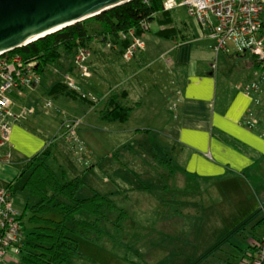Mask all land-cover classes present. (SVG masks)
<instances>
[{"label": "rangeland", "instance_id": "1", "mask_svg": "<svg viewBox=\"0 0 264 264\" xmlns=\"http://www.w3.org/2000/svg\"><path fill=\"white\" fill-rule=\"evenodd\" d=\"M171 16L176 22L192 23L197 27L196 33H200L196 19L187 13L184 6H176ZM158 18L151 23L149 30L139 36L141 39L150 36L167 42L156 34ZM262 20L264 28V11ZM93 41L87 49L78 48L80 53H85V74H80L75 62L64 55L39 76V83L32 86H38L34 91L16 98L30 107L26 110L32 111L28 118L32 130L46 133L47 140L66 132L75 151L83 158L86 156V163L88 159L92 161L93 166L81 175L85 184L77 196H89L97 191L116 205L115 210L108 211L101 221L103 234L95 242L81 240V255L72 256L69 264H225L226 260L238 264L240 250L237 246L247 245L244 236L248 238V230L230 232L206 253L192 255L186 247L192 245L191 235L189 238L186 234L188 229H179L182 227L183 212L175 204L179 200L180 205L185 204L184 210L189 211L190 204L197 203L201 192L187 189L185 151L177 154L178 148L161 141L160 130L167 119L172 118L174 110L172 105H166L165 90L162 88L167 83L165 78L160 80L151 74L150 64L155 60L152 55L156 53L140 55L141 52L136 51L131 58L126 53L130 44L125 46L121 55L120 44L112 49L107 42L96 43L101 42L100 38ZM220 55H224L223 52ZM166 59V56L159 57L158 61L166 63ZM219 69H222L225 78L235 81L248 75L258 78L255 80L259 82L255 113L259 109V117L264 121V75H260V68L250 53L226 56V64ZM73 85L78 90L71 88ZM122 88L129 91L128 101L120 97ZM112 93L116 95L115 100L122 99V102L133 105L128 116L115 111V102L109 99ZM16 100L12 99V106ZM137 100H141L143 105L137 106ZM78 143L83 148L80 149ZM163 145L165 147L161 148ZM86 151L90 154H82ZM168 159L172 174L159 165L161 160ZM21 180L23 178L16 183V199L22 193L19 186ZM248 195L254 197L252 192ZM19 206L21 209L22 205ZM80 215L89 217L84 213ZM184 218L191 220L188 214ZM257 228L262 230L263 226ZM178 230L183 233L176 232ZM177 244L183 247V250L179 246L177 248L182 253L175 249ZM167 247L173 248L175 253L172 254Z\"/></svg>", "mask_w": 264, "mask_h": 264}, {"label": "crops", "instance_id": "2", "mask_svg": "<svg viewBox=\"0 0 264 264\" xmlns=\"http://www.w3.org/2000/svg\"><path fill=\"white\" fill-rule=\"evenodd\" d=\"M171 11L168 14L169 23H162L159 19L163 16L156 15L159 17L156 34L160 29L171 31V37L157 34L167 42L150 36L141 39V34L131 33L141 43V47L135 49L131 58L136 51L141 52L140 55L156 53L151 54L155 57L150 64L151 74L160 80L165 78L167 83L162 88L165 90L163 94L166 105H172L174 110L172 118L167 119L160 130L161 141L171 143L172 148H178L177 154L185 151L187 189L190 192H201L197 203L190 204L189 211L184 210L185 204L180 205L179 200L175 204L183 212L182 227L179 229H188L186 234L189 238L191 235V240L195 242L191 241L192 245L186 246L192 255L206 253L224 235L246 229L248 238H244L247 239V245L237 248L240 255L243 250L246 251L247 257L254 244L264 237V121L259 117V109L255 113L258 89L250 86L257 78H250V75L238 81L225 78L219 68L226 64V56H236L226 52L220 55L222 51L214 50L213 39L197 22L199 34L192 23L176 22ZM106 42L112 49L120 44L121 55L127 45L120 39L96 43ZM161 43L164 44L161 46ZM165 56L166 63L158 61L159 57ZM89 76L90 73L87 77ZM37 87L25 88L20 93L14 92L12 99H20L23 94L34 91ZM121 90L127 91V97L130 96L127 89ZM136 102L137 106L143 105L141 100ZM10 107L17 116L10 121L9 138L0 149V188L7 189L9 184L12 186V205L20 213L27 203L35 201L22 188L23 180L19 185L22 196L18 195L16 199V183L20 179L18 176L21 167L33 154L50 151L53 158L49 159V163L57 171L64 169L69 177L83 175L93 163L89 159L86 163V156L83 158L81 153L75 151L70 143V135H66V132L65 135L47 140L46 133L32 130L28 119L32 111L26 110L29 106L16 100L15 105L11 104ZM251 192L254 197L248 195ZM19 204L22 205L21 209ZM186 214L191 217L190 221L184 218ZM192 225L196 227L193 228ZM258 226H263V229L259 230ZM176 232L183 233L180 230ZM179 245H175L176 250ZM179 247L183 250L182 246ZM166 249L175 253L173 248ZM245 257L238 264H242ZM1 264H15V261L7 258ZM225 264L233 263L226 260Z\"/></svg>", "mask_w": 264, "mask_h": 264}, {"label": "trees", "instance_id": "3", "mask_svg": "<svg viewBox=\"0 0 264 264\" xmlns=\"http://www.w3.org/2000/svg\"><path fill=\"white\" fill-rule=\"evenodd\" d=\"M164 1L131 0L18 47L12 50V54L34 63L37 83L49 65L58 63L64 55L75 62L81 74L83 68L76 61L79 49H87L90 42L99 38L101 41L120 39L128 46L132 40L131 33L140 35L149 30V24L158 14L163 16L162 23H169V12L163 10ZM170 33L169 29L157 31L166 37H171ZM85 61L83 67L86 66ZM71 88L78 90L75 85ZM115 96L112 93L109 98L115 102V111L128 116L133 105L122 102V99L115 100ZM120 97L126 99L127 91L121 90ZM51 157L50 151L44 150L33 154L21 167L18 179L23 178L22 188L35 201L27 203L17 216L22 239L17 247L15 264H69L72 256L81 255V240L95 242L99 239L103 234L101 221L108 211L116 208L109 197L97 191L78 197L79 189L85 184L82 176L69 177L64 169L55 170L49 163ZM159 165L172 174L170 159L161 160ZM6 188L10 191L12 186L9 184ZM121 211L125 214L124 210ZM80 213L89 217L83 218ZM242 253L240 261L247 254L244 250Z\"/></svg>", "mask_w": 264, "mask_h": 264}, {"label": "built area", "instance_id": "4", "mask_svg": "<svg viewBox=\"0 0 264 264\" xmlns=\"http://www.w3.org/2000/svg\"><path fill=\"white\" fill-rule=\"evenodd\" d=\"M176 6H184L187 13L196 19L213 39L215 51L236 56L250 53L252 60L256 61L260 68V75H264L262 20L264 0H165L163 2L164 11L172 10ZM139 47L141 43L133 35L126 53L128 56L132 55ZM84 58L85 53L76 56L79 67L83 68V74L86 72L85 67L82 66ZM33 68L34 63L21 59L19 55L12 54V51L0 55V149L9 138V119L13 120L17 116L10 110L12 94L31 88L37 83L38 78ZM250 86L259 89V82L254 80ZM7 115L12 117L5 121ZM75 140L78 142L77 139ZM79 148L83 147L80 145ZM17 216L18 212L12 205L11 192L0 188V264L7 257L13 261L17 257V247L22 239ZM245 258L242 264H264V237L254 244L252 251Z\"/></svg>", "mask_w": 264, "mask_h": 264}, {"label": "water", "instance_id": "5", "mask_svg": "<svg viewBox=\"0 0 264 264\" xmlns=\"http://www.w3.org/2000/svg\"><path fill=\"white\" fill-rule=\"evenodd\" d=\"M131 0H0V55Z\"/></svg>", "mask_w": 264, "mask_h": 264}, {"label": "bare ground", "instance_id": "6", "mask_svg": "<svg viewBox=\"0 0 264 264\" xmlns=\"http://www.w3.org/2000/svg\"><path fill=\"white\" fill-rule=\"evenodd\" d=\"M10 110H11V108H10ZM12 111V110H11ZM13 112V111H12ZM14 113V112H13ZM10 117H12V116H10V115H7L6 116V118H5V121L8 119V118H10ZM10 121L12 120L11 118L9 119ZM10 123V122H9Z\"/></svg>", "mask_w": 264, "mask_h": 264}]
</instances>
